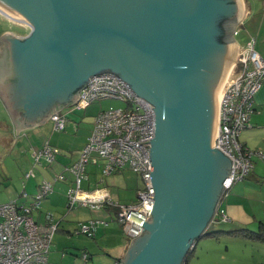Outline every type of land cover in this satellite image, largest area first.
<instances>
[{
  "label": "water",
  "instance_id": "1",
  "mask_svg": "<svg viewBox=\"0 0 264 264\" xmlns=\"http://www.w3.org/2000/svg\"><path fill=\"white\" fill-rule=\"evenodd\" d=\"M0 6L30 27L24 39L1 37L0 93L22 122H44L107 70L154 104L155 203L122 264H182L209 228L232 169V160L212 147L239 55L232 33L245 1L0 0Z\"/></svg>",
  "mask_w": 264,
  "mask_h": 264
},
{
  "label": "built area",
  "instance_id": "2",
  "mask_svg": "<svg viewBox=\"0 0 264 264\" xmlns=\"http://www.w3.org/2000/svg\"><path fill=\"white\" fill-rule=\"evenodd\" d=\"M263 83L264 58L255 48V39H250L241 47L222 92L215 147L232 160L230 176H226L223 182L225 190L249 176L255 155L264 160L263 152L249 149L239 139L241 132L249 126L255 94ZM77 92L80 96L75 105L79 109L106 99L121 100L125 107L111 106L95 116L93 130L78 159L65 171L56 174V180H65L68 175L72 177L73 184L67 192L69 210L77 207L101 210L119 206L115 219L123 226L124 233L135 239L142 234L155 203L151 177L153 161L149 155L151 139L156 134L155 106L145 97L139 98L127 81L109 70L93 74ZM51 118L56 130L66 129L65 115L55 112ZM60 153L58 147L47 143L33 153L34 162L42 165L44 161L51 165ZM100 159L106 162V175L127 168L141 175L143 186L138 190L136 203L127 205L115 201L106 187L92 191L83 188L87 165ZM34 176L33 170L25 173L26 179ZM53 191V183L44 180L39 184L38 192L30 196L29 202L12 200L0 204V264H51L49 253L59 222H55L48 213L46 222L40 223L35 212L41 209L43 201ZM23 196L29 198V194L24 192ZM217 214L222 220H229L220 206ZM100 224L107 225L108 221L90 219L81 222L77 232L93 237ZM84 258L87 259L88 254H84Z\"/></svg>",
  "mask_w": 264,
  "mask_h": 264
},
{
  "label": "crops",
  "instance_id": "3",
  "mask_svg": "<svg viewBox=\"0 0 264 264\" xmlns=\"http://www.w3.org/2000/svg\"><path fill=\"white\" fill-rule=\"evenodd\" d=\"M244 1L246 4V11L244 16L237 22V28H236L237 30L238 26L239 27L242 26L241 32L244 34V37L242 41H239L237 39L235 40L240 45L239 47V51H240L241 47L244 46L248 40L255 39V48L264 58V0H244ZM4 34H12L17 39H24V37L27 36L29 32L27 33V35L24 36L22 35V33H20V31L10 27L4 28L2 29V31H0V74L6 62V42L4 38H1ZM0 101L8 117V120L1 121L2 124L7 126L9 130L13 128V130L18 134H23L25 131L27 132L28 130L31 131V133L29 132L26 135L29 141H25V142H29L30 145L29 151H30L31 165H32L30 167L31 168L30 170L34 171L36 167H42L45 168L46 170V171H41L43 177H41L39 181L33 184L34 189H37L38 192L39 184L44 180L53 183L54 191L43 201L42 204L44 206L42 205L41 209L37 211L39 212L38 214L37 212H35V217L40 223H45L46 215L50 213L53 216L54 221L59 222V229L56 231V233L59 232L58 250L63 249L64 256L66 254H70L73 257L82 258L84 264H122V260H124L125 257L127 256V253L134 239L129 238L124 233L122 229L123 227L120 226L121 224L118 225L116 223H112L116 221L115 214L112 212V210L109 208H104L101 210H93L89 208L92 214H90L86 218V220H82V219L79 220L80 217L79 216L77 217L76 215L78 214V212L68 213L66 211L67 192L71 187V185L73 184L72 177L68 175V178L65 180H61V181L56 180V174L65 171V168L67 166L71 165L74 161L78 159L82 149L86 144L88 136L93 130L94 123H92L90 127L85 128V130H81L80 127L78 128L74 127V129H72L71 127V129L69 130L71 134L74 135L75 137L76 136L78 137L77 138L78 140H72L71 143L69 142V139L71 140V138L67 136L66 138L56 139L57 136L53 134V136L47 138L44 133L46 130L42 128L43 127L42 125L45 124L46 122H51L54 131L57 132L66 131V129L63 131L55 129L54 121L51 118L53 113L50 114V116L44 122L30 125L26 122H22V118L19 113L12 112L10 110L7 102L5 101L1 93H0ZM75 103L76 101L69 105L62 106L56 112H60L63 115L64 108L71 105H75ZM73 132H75V134ZM71 134L68 135L71 136ZM239 139L241 143L245 144L249 149L253 151H261L264 154V83L261 85V87L255 94L254 111L251 114L249 126L241 132ZM47 143L58 147L61 150V153L57 156L56 161L51 165H48L44 161L42 165L35 164L33 153L35 151L40 150ZM65 146H73L71 148H76L74 149L76 151L71 152L69 151V149L70 150L73 149ZM105 163L106 162L101 159L98 160L97 162H90L86 168L87 178L83 182L82 186L84 189L91 191L96 190L98 188L106 187L110 191V194L114 199L112 185L107 184V181L109 180L110 182L111 181L114 182L113 180H117V177L121 176L120 173H122L125 169L116 171L110 175H106L104 173ZM253 163H254V167L251 173L249 174V176L247 177V179L235 183L232 187L226 190V192L223 195V198L222 196H221L222 199L220 198L221 199L220 208L224 209L229 217V220H224V221L227 222L228 224H231L232 227L230 228L233 229L238 227H250V228H253L255 226L258 227L259 222L261 221L264 222V160L261 157L254 156ZM28 170L26 169V171H24V178H25V173L28 172ZM37 176L38 174L35 175L34 178H37ZM31 178L32 177H30L29 179ZM24 189L25 190L23 192L29 194L26 190V184H24ZM56 191L65 192V201H63V203L61 202V199H55L53 201V197ZM248 193L250 194V196L247 195ZM249 201L251 202V204L249 203ZM218 216L220 217V215ZM216 217L217 214H215L214 217L211 219L208 229H215V224L217 223ZM76 219L77 221H75ZM90 219H103L108 221L107 225L100 224L97 227L96 234L94 237L88 236L89 238L96 240V243L93 242L94 240H89V239L83 242L73 241L72 242L73 245L62 243L63 241L62 239H64L63 235L67 234L68 237L70 236L71 238L74 237L75 235H78L77 228L79 227L80 223L86 222ZM219 219L220 221H223L221 218ZM56 233L54 234L53 238H55ZM110 235L115 236V238H117V241L110 243V240L108 239ZM124 235H126V238L123 237ZM226 238H227L226 240L227 243L225 247V252L228 253V251L232 249L231 242H235V244L239 246L236 247L234 245L235 246L234 250L238 252H235V254H233V256L229 258V260H227V258L224 257L221 258V260H217V262L210 263L207 261H202L201 264H264L263 242L251 241L242 238H228V237ZM203 239L204 238H201L200 240H198V242H196V249L198 245L203 243H206L207 245H213V243H215L216 245H220L222 237L220 240H215L213 238L206 237L205 239H207L206 241L208 242L202 241ZM52 243H54V239ZM105 248L106 250H115L114 253L116 255H112L107 251H104ZM52 251H54V249H52L50 251L51 253H49L50 263L62 264L61 263L62 260L59 261V258L58 259L51 258ZM84 254H88L87 259L84 258ZM94 254L96 256H94ZM102 261L104 263H101ZM75 264L77 263L75 262Z\"/></svg>",
  "mask_w": 264,
  "mask_h": 264
},
{
  "label": "rangeland",
  "instance_id": "4",
  "mask_svg": "<svg viewBox=\"0 0 264 264\" xmlns=\"http://www.w3.org/2000/svg\"><path fill=\"white\" fill-rule=\"evenodd\" d=\"M7 27L14 28V29L20 31V33H22V35H24V36L27 35L28 32H30V27L26 23L16 21V20H12V19H10V18H8V17H6L0 13V31H2V29L7 28ZM236 28H237V23L234 26V32L232 33V36L234 34L235 39L242 41V39L244 37V34L241 32L242 26H240V27L238 26L237 30H236ZM111 106H113V107H125V103L121 100L106 99V100L97 101V102L91 104L90 106H88L86 109H79L75 105L68 106V107L64 108V110H63V113H64L63 115H65L68 118L67 119V125H66V131H64V132L54 131L53 125L51 124V122H46L45 124L42 125L43 126L42 128L46 130L44 132L45 136L47 138L48 137L50 138L51 136H53V134H55V136H57L56 139L57 138H66V136H67V137L71 138V140L69 139L70 143L72 140H78L77 139L78 137L77 136L75 137L69 131L71 129V127H72V129H74V127H77V128L80 127L81 130H85V128L90 127L92 125V123H94L95 116L101 110L108 109ZM3 120H8V117H7V115L4 111V108L1 104V101H0V204L9 202V201L15 200V199H18V201L20 203L29 202L30 196L37 192V189H34L33 184H35L37 181H39V179L41 177H43L41 174V171H46V170H45V168H42V167H36V169H34V171H35V175L38 174L37 178L32 177L29 180H26L24 178V171H26V169L30 170L31 169L30 167L32 166L31 165V156H30V151H29L30 145H29V142H25V141H29L28 137L26 135L29 132L31 133V131L28 130L27 132L25 131L23 134H18L17 132H15L13 130V128L9 130V128H7V126L2 124L1 121H3ZM33 133H35V132H33ZM73 133L75 134V132H73ZM68 134H71V136H69ZM23 142H25V143H23ZM66 142H68V141H66ZM65 147L71 148L73 146H65ZM212 148L215 149L216 147L213 146ZM71 149H73V150L69 149V151H71V152L76 151V150H74L76 148H71ZM255 157H257V155H255ZM120 175L121 176L117 177V180H113L114 182H112V181L110 182L109 180H108L109 182L107 181V184L112 185L114 199L116 201H120L121 204H127L128 205V204L136 203L138 201V190L143 186V181H142L141 175L139 173L131 170V169H128V168L125 169L122 173H120ZM241 181H243V180H241ZM223 182H224V180H223ZM24 184H26V190L29 193V198L22 196V193L25 190ZM223 186H224V184H223ZM224 190H225V188L223 189L222 198H223L224 192H226V190L225 191ZM247 195L250 196L249 193ZM55 199H61V202L63 203V201H65V192L56 191L54 194V197H53V201ZM221 199L219 200V202L216 206V208H217L216 214L218 211V207L220 206ZM249 203L251 204L250 201H249ZM118 209H119V206H117V205H114L111 208L113 213H116L118 211ZM66 211L68 213H77L78 212V214H76V215H77V217L78 216L80 217L79 220L80 219L86 220V218L90 214H92L91 210L89 208L87 209L85 207L73 208L71 210H69V208L66 207ZM38 213L39 212H37V214ZM219 218H221V217H219L217 214V217H216L217 223L215 224V229H223V230L233 229V228H230V227H232L231 224H228L224 220L220 221ZM75 221H77V219ZM112 223H116V224L120 225V223L117 220L115 222H112ZM120 226L122 227V225H120ZM253 228H257V227L255 226ZM253 228H251V229H253ZM58 235H59V232H57L55 235V238H53L54 243H52L53 248L51 247V250L54 249V251H52L51 258L52 259H58L59 258V261L62 260L61 261L62 264H75V262L77 264L78 263L84 264L82 258L73 257L72 255L66 254V253H65L66 255L64 256V252H63L64 250L63 249L58 250V244H59ZM63 236H64L63 237L64 239H62L63 240L62 243L70 244V245H73L72 244L73 241L83 242V241L88 240V239L94 240L92 238H89L87 235H85L83 233H79V232H78V235H75L72 238L70 236L68 237L67 234L63 235ZM123 237L126 238V235H124ZM226 237L235 238V237H232L229 235H224V236H222V239L220 238L221 239L220 245H216L215 243H213V245H207L206 243L198 245L194 254L189 258L190 264H201L202 261H207L210 263L217 262V260H221V258H224V257H226L227 260H229V258H231L233 256V254H235V252H238V251L234 250L235 246L236 247H239V246L236 245L235 242H231L232 249L230 251H228V253L225 252V247H226V243H227ZM108 239L110 240V243L117 241V238H115V236H113V235H110ZM206 240L207 239L204 238L202 241L208 242ZM215 240H217V239H215ZM93 242L96 243V240H94ZM212 242H214V241H212ZM104 251H107L108 253H110L112 255H116L114 253L115 250H106V248H105ZM94 256H96V255L94 254ZM101 263H104V262L102 261Z\"/></svg>",
  "mask_w": 264,
  "mask_h": 264
},
{
  "label": "trees",
  "instance_id": "5",
  "mask_svg": "<svg viewBox=\"0 0 264 264\" xmlns=\"http://www.w3.org/2000/svg\"><path fill=\"white\" fill-rule=\"evenodd\" d=\"M244 146H246V145L244 144ZM107 208L111 209L112 206H109ZM224 235H229V236H232L235 238H242V239H247V240H251V241H259V242L264 243V222H262V221L259 222V225L256 229H251L249 227H238V228H234V229H230V230L207 229L200 236V239L208 237V238H214V239L219 240ZM195 251H196V245L187 251L183 264H190L189 258L194 254Z\"/></svg>",
  "mask_w": 264,
  "mask_h": 264
},
{
  "label": "bare ground",
  "instance_id": "6",
  "mask_svg": "<svg viewBox=\"0 0 264 264\" xmlns=\"http://www.w3.org/2000/svg\"><path fill=\"white\" fill-rule=\"evenodd\" d=\"M0 10H2L3 12H5L9 17H12L14 19H17V20H25L23 17L11 12L10 10L0 6Z\"/></svg>",
  "mask_w": 264,
  "mask_h": 264
},
{
  "label": "flooded vegetation",
  "instance_id": "7",
  "mask_svg": "<svg viewBox=\"0 0 264 264\" xmlns=\"http://www.w3.org/2000/svg\"><path fill=\"white\" fill-rule=\"evenodd\" d=\"M226 20H227V19H223V20H222V22H220V23H222V24H223V23H224ZM222 24H221L220 26H222ZM219 38L221 39V38H223V36H222V35H220V36H219ZM75 92L77 93V90H76ZM221 194H222V192H220V193H219V196H218L217 202H218V200H219V198H220ZM216 210H217V208H215V210H214V211H216Z\"/></svg>",
  "mask_w": 264,
  "mask_h": 264
}]
</instances>
